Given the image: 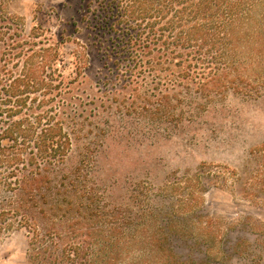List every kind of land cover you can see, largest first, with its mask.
Instances as JSON below:
<instances>
[{"label": "trees", "instance_id": "16d2710c", "mask_svg": "<svg viewBox=\"0 0 264 264\" xmlns=\"http://www.w3.org/2000/svg\"><path fill=\"white\" fill-rule=\"evenodd\" d=\"M18 1L0 0V253L24 233L25 264H174L175 248L161 247L172 226L164 234L143 226L139 207L112 206L93 181L92 153L71 170L68 159L124 109L112 105L126 97L115 81L120 95L134 88L142 111L172 119L229 94L263 97L264 0H86L82 41L77 23L68 35L39 24L28 33ZM90 51L107 71L100 95L83 88Z\"/></svg>", "mask_w": 264, "mask_h": 264}, {"label": "rangeland", "instance_id": "374dc122", "mask_svg": "<svg viewBox=\"0 0 264 264\" xmlns=\"http://www.w3.org/2000/svg\"><path fill=\"white\" fill-rule=\"evenodd\" d=\"M85 1L19 0L16 10L28 33L39 24L68 35L77 23L75 39L82 41ZM72 48L63 49L68 62ZM90 53L83 88L100 95L109 86L99 83L107 71ZM121 84H110L116 96H126H113L112 105L124 109L103 116L108 132L95 130L90 150L77 144L66 170L92 153L93 181L112 206L139 207L143 226L164 234L173 227L161 247L175 248L174 264H264V96L229 94L196 118L172 119L142 111L141 98H129L134 88L120 95ZM130 106L136 110L124 115ZM26 253V236L17 233L2 246L0 264H25Z\"/></svg>", "mask_w": 264, "mask_h": 264}]
</instances>
